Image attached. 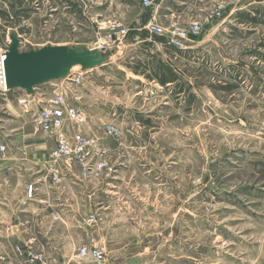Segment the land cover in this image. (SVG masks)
Wrapping results in <instances>:
<instances>
[{
	"label": "rangeland",
	"instance_id": "1",
	"mask_svg": "<svg viewBox=\"0 0 264 264\" xmlns=\"http://www.w3.org/2000/svg\"><path fill=\"white\" fill-rule=\"evenodd\" d=\"M119 1L122 11L107 0H0V51L16 32L21 51L65 45L111 52L105 65L84 73L78 107L109 151L114 174L108 181L77 175L68 182L83 190L62 194L97 215L91 226L106 264H264V0H187L185 14L165 25L184 26L219 7L223 14L182 50L130 23L138 8L146 24L160 0H152V10L142 0ZM113 16L126 37L108 29ZM162 66L174 83L153 80ZM59 84L36 93L48 99ZM22 94L0 96V145L7 144L0 200L7 216L24 200L27 171L3 163L15 155L18 137L41 133L19 108ZM108 123L121 131L119 141L102 137ZM70 258L86 262L75 251Z\"/></svg>",
	"mask_w": 264,
	"mask_h": 264
},
{
	"label": "built area",
	"instance_id": "2",
	"mask_svg": "<svg viewBox=\"0 0 264 264\" xmlns=\"http://www.w3.org/2000/svg\"><path fill=\"white\" fill-rule=\"evenodd\" d=\"M142 7L152 10L154 7L152 0H142ZM221 10L222 8L219 7L209 11L203 15V19L192 20L184 26L177 22L164 25L151 18L144 25L143 30L150 36L165 38L175 49L182 50L191 37L201 32L205 23H212L222 16L223 10ZM108 29L114 32L117 38H124L128 34V30L123 28L114 16L108 22ZM5 51L6 49L0 51L1 97L10 93L6 88ZM85 72L81 69L75 72L71 70L59 85L53 86L52 95L48 99H36L35 95L31 97L25 94L17 100L21 112L29 117L40 132L53 140L54 149L49 157L58 166L50 171L54 182L58 181L59 170H71L74 165L78 168L81 181H108L114 174V168L109 162V151L102 145L97 134L89 132V120L78 107L81 100L79 86L83 82ZM120 136L121 131L114 124L103 125V138L119 141ZM4 151L5 146L0 145V152ZM34 193L33 185H27L23 204L31 202L35 198ZM86 221L90 225L95 223L97 215L91 214ZM14 252L25 264H47L44 254L31 247L16 246ZM76 257L88 260L91 264H106V253L96 245L94 238H89L77 249Z\"/></svg>",
	"mask_w": 264,
	"mask_h": 264
},
{
	"label": "crops",
	"instance_id": "3",
	"mask_svg": "<svg viewBox=\"0 0 264 264\" xmlns=\"http://www.w3.org/2000/svg\"><path fill=\"white\" fill-rule=\"evenodd\" d=\"M107 1L109 8L113 6L120 8L121 11L124 10L123 1ZM192 3L194 4V2ZM188 4L187 0H160L153 11L155 15L152 18L165 25L169 16L181 15L183 11L187 10ZM193 8L194 6H191V9ZM194 10L195 8L191 11ZM159 11L161 14L156 16ZM139 13L138 8L134 9L130 23L134 28L141 25L143 30L145 24L139 23ZM119 18L120 16L118 17L120 22ZM135 45L137 43L131 46ZM24 95L23 92L20 97ZM36 95L35 90V97L39 99L40 95H37L39 98ZM90 123L89 120V125ZM6 141L4 142L6 143ZM15 143V155L9 157L8 162L5 161L2 167L6 168L9 164H13V166L18 165L20 170H26L27 173L23 176L27 185L31 184L35 188V198L26 204H23L21 200L13 206L12 213L8 216L5 212L6 204L0 200V242L1 240H8L14 247H31L35 251H41L47 264H91L88 260L74 263L70 258L74 251L76 255L77 249L89 238H97V230L94 226L87 224L86 221L91 214L88 215L86 210H78L77 201L72 198L68 199L67 195L62 194L64 191L83 190L81 184L68 182L78 175L77 166H72L71 170H59L58 181L54 182L50 176V171L56 166L49 161V154L54 149L53 140L41 132L37 136L31 134L20 136L15 140ZM2 145L5 146L6 151L7 144ZM55 217L56 219L53 220ZM78 237L81 238L80 242L76 240ZM72 238L76 241L74 245H72ZM96 245L98 244L96 243ZM14 247L6 251L0 244V264H25L23 259L14 252Z\"/></svg>",
	"mask_w": 264,
	"mask_h": 264
},
{
	"label": "water",
	"instance_id": "4",
	"mask_svg": "<svg viewBox=\"0 0 264 264\" xmlns=\"http://www.w3.org/2000/svg\"><path fill=\"white\" fill-rule=\"evenodd\" d=\"M8 47L4 53V70L8 91L22 90L34 96L37 87L62 81L78 66L82 71L105 65L111 52L103 47L86 48L65 45H48L39 49L21 51L20 38L16 32L8 36ZM140 260L129 259L127 264H138Z\"/></svg>",
	"mask_w": 264,
	"mask_h": 264
},
{
	"label": "trees",
	"instance_id": "5",
	"mask_svg": "<svg viewBox=\"0 0 264 264\" xmlns=\"http://www.w3.org/2000/svg\"><path fill=\"white\" fill-rule=\"evenodd\" d=\"M29 1H32V0H29ZM243 17L247 18V16H244V15L241 16V18H243ZM153 77H154L153 80H155L161 86H165L167 84H171V83H174L176 81V76L173 74V72L170 69L163 67V66L154 70ZM146 78L149 79L148 76H146Z\"/></svg>",
	"mask_w": 264,
	"mask_h": 264
},
{
	"label": "bare ground",
	"instance_id": "6",
	"mask_svg": "<svg viewBox=\"0 0 264 264\" xmlns=\"http://www.w3.org/2000/svg\"><path fill=\"white\" fill-rule=\"evenodd\" d=\"M76 68H78V66L74 67L73 69H76ZM73 69H72V71H74Z\"/></svg>",
	"mask_w": 264,
	"mask_h": 264
}]
</instances>
